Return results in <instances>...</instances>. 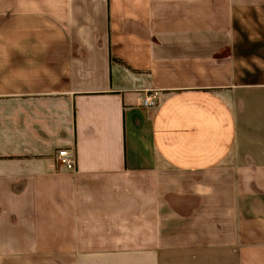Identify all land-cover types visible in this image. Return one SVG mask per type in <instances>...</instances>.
I'll use <instances>...</instances> for the list:
<instances>
[{
    "label": "crops",
    "instance_id": "crops-1",
    "mask_svg": "<svg viewBox=\"0 0 264 264\" xmlns=\"http://www.w3.org/2000/svg\"><path fill=\"white\" fill-rule=\"evenodd\" d=\"M0 264H264V0H0Z\"/></svg>",
    "mask_w": 264,
    "mask_h": 264
},
{
    "label": "built area",
    "instance_id": "built-area-1",
    "mask_svg": "<svg viewBox=\"0 0 264 264\" xmlns=\"http://www.w3.org/2000/svg\"><path fill=\"white\" fill-rule=\"evenodd\" d=\"M144 104L148 107H153L155 101L151 95L144 99ZM58 163L60 166L75 171L78 167V157L75 148L71 149H60L57 154Z\"/></svg>",
    "mask_w": 264,
    "mask_h": 264
}]
</instances>
